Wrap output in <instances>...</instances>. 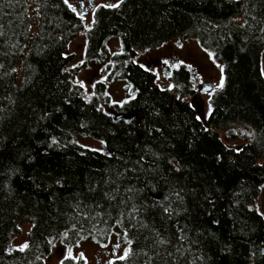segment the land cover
<instances>
[{
	"label": "trees",
	"instance_id": "trees-1",
	"mask_svg": "<svg viewBox=\"0 0 264 264\" xmlns=\"http://www.w3.org/2000/svg\"><path fill=\"white\" fill-rule=\"evenodd\" d=\"M263 21L264 0H120L94 8L70 66L83 25L64 0H0V264H43L56 241L104 246L114 233L126 249L109 264H264V222L250 206L264 186ZM190 37L222 73L206 126L184 99L187 65L161 85L135 60ZM109 39L118 49L86 99L74 75ZM112 77L132 93L120 104L108 102ZM219 129L242 142L225 145ZM23 223L26 242L10 248Z\"/></svg>",
	"mask_w": 264,
	"mask_h": 264
},
{
	"label": "rangeland",
	"instance_id": "rangeland-1",
	"mask_svg": "<svg viewBox=\"0 0 264 264\" xmlns=\"http://www.w3.org/2000/svg\"><path fill=\"white\" fill-rule=\"evenodd\" d=\"M120 0H64V2L72 8L77 16L80 17L83 30L72 39L66 48V52L72 55V61L69 62L73 66L82 61L83 50L85 44V32L90 27L92 21V13L95 7L114 6ZM118 43L116 39H109L101 46L99 56L95 60H89L85 63V68H81L75 73L73 83L81 87V95L88 98L92 91V85L97 80H104L107 74L106 63L110 61V55L117 51ZM135 60L145 68L153 71L156 77V83L167 85L164 80V72L177 63L187 65L194 78V88L203 82H209L212 88H218L221 85L222 73L220 64L213 61L211 53L199 48L195 39H171L162 43L157 47H148L137 50ZM167 61V63H165ZM261 70L264 75V57L261 58ZM211 91V90H210ZM210 91H201L200 97L203 99V112L207 114L209 105L207 103ZM106 92L108 93V102L111 104H120L126 101L131 92L127 91V87L120 79L112 77L106 81ZM194 94V92H193ZM191 97H184L189 100ZM102 109L107 113L114 114L108 104H102ZM247 128L240 126L237 128V134L245 131ZM248 130V129H247ZM218 134L225 142V145L236 148L242 140L229 141L226 139L224 131L218 130ZM74 140L83 147H88L100 151H104L101 142L83 136H75ZM262 217L264 222V186H259V192L254 200L250 203ZM28 224L19 225V230L10 236V248H22L26 242V232ZM126 249L125 242L120 239L119 235L114 233L110 240L104 246L96 245L92 242H79L72 247H67L59 241L53 243L50 253L43 258V264H58L60 259L70 254L76 257L78 254L84 259L85 264H109L110 260L121 257Z\"/></svg>",
	"mask_w": 264,
	"mask_h": 264
},
{
	"label": "water",
	"instance_id": "water-1",
	"mask_svg": "<svg viewBox=\"0 0 264 264\" xmlns=\"http://www.w3.org/2000/svg\"><path fill=\"white\" fill-rule=\"evenodd\" d=\"M262 33L264 34V21H263V25H262ZM212 89H213L212 85L209 82H203L199 86H196L194 88V94H192V96L189 99V105L192 107V109L197 114L199 120L205 126H206V122H205V115L203 112V103L204 102H203V99L200 97V92L201 91H210ZM116 117L117 116H114V118H116Z\"/></svg>",
	"mask_w": 264,
	"mask_h": 264
},
{
	"label": "snow or ice",
	"instance_id": "snow-or-ice-1",
	"mask_svg": "<svg viewBox=\"0 0 264 264\" xmlns=\"http://www.w3.org/2000/svg\"><path fill=\"white\" fill-rule=\"evenodd\" d=\"M66 2H67V0H66ZM165 63H167V61H165ZM220 83H221V86H222L223 85V79H221V82ZM70 251L71 250H69V255H70ZM61 264H62V262H61Z\"/></svg>",
	"mask_w": 264,
	"mask_h": 264
}]
</instances>
